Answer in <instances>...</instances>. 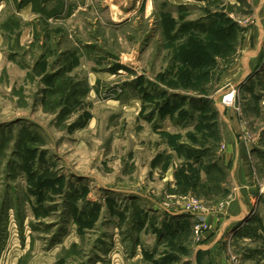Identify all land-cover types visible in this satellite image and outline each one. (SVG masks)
<instances>
[{
	"label": "rangeland",
	"instance_id": "374dc122",
	"mask_svg": "<svg viewBox=\"0 0 264 264\" xmlns=\"http://www.w3.org/2000/svg\"><path fill=\"white\" fill-rule=\"evenodd\" d=\"M262 2L0 0V264H188L235 200L225 109L257 186L226 245L264 264Z\"/></svg>",
	"mask_w": 264,
	"mask_h": 264
},
{
	"label": "crops",
	"instance_id": "0c3cea01",
	"mask_svg": "<svg viewBox=\"0 0 264 264\" xmlns=\"http://www.w3.org/2000/svg\"><path fill=\"white\" fill-rule=\"evenodd\" d=\"M29 8V6H25L21 13L28 11ZM249 50L250 42L247 39L243 42L240 62L230 63L227 70L223 72L224 76L219 80L221 87L227 88V84L237 78L240 73V67H243L244 70L248 69L250 59L255 57ZM244 78L245 75L243 76L242 74L239 77L240 80L238 79L239 82H242ZM235 82L237 80L233 83ZM223 121L227 124L230 136L232 137L231 139H233V144L230 146V152L233 154L231 155L233 164L230 168V177L236 190L235 200L232 201L233 203L231 202V208L228 210L231 211L230 215L225 217V215H221L219 212H214L202 219L206 224V228L201 230L199 234L200 241L190 245L191 255L183 260L184 263L233 264L232 257H235V255L231 247L226 245L227 237L230 236L232 231L237 229V225L250 211L251 201L257 193V186L253 177L254 174L250 166L251 164L245 157V147L242 142H238L237 135L240 132L238 115L232 109H229V111L225 109L223 110ZM228 154L229 151L226 152L225 164H228ZM234 208H236L235 211ZM240 261L242 264L252 263L251 258L245 260L240 259Z\"/></svg>",
	"mask_w": 264,
	"mask_h": 264
},
{
	"label": "built area",
	"instance_id": "2783aa9c",
	"mask_svg": "<svg viewBox=\"0 0 264 264\" xmlns=\"http://www.w3.org/2000/svg\"><path fill=\"white\" fill-rule=\"evenodd\" d=\"M262 9H263V13H264V0H263V2H262ZM184 211H186V212H190L192 215H194V216H197L199 213H201V212H198V211H196L195 209H189V208H187L186 210H184ZM198 219H200V218H198ZM197 219V220H198ZM194 226H195V232H198L199 230H201L200 228H198L199 226H204V229L206 228V224L203 222V221H197L195 224H194ZM198 228V229H197ZM232 261H233V264H240L239 263V261L236 259V257H232Z\"/></svg>",
	"mask_w": 264,
	"mask_h": 264
},
{
	"label": "water",
	"instance_id": "95a60500",
	"mask_svg": "<svg viewBox=\"0 0 264 264\" xmlns=\"http://www.w3.org/2000/svg\"><path fill=\"white\" fill-rule=\"evenodd\" d=\"M243 82V81H242Z\"/></svg>",
	"mask_w": 264,
	"mask_h": 264
}]
</instances>
